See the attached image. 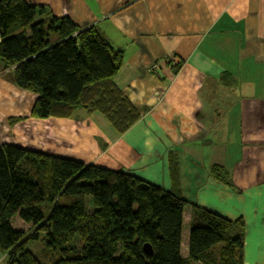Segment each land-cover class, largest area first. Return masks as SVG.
<instances>
[{"label":"crops","instance_id":"obj_1","mask_svg":"<svg viewBox=\"0 0 264 264\" xmlns=\"http://www.w3.org/2000/svg\"><path fill=\"white\" fill-rule=\"evenodd\" d=\"M26 1L80 29L94 28L122 53L113 83L140 118L122 135L82 109L69 118L33 119L37 96L5 72L0 143L135 176L178 194L191 208L187 216L183 208V223L199 207L241 219L261 240L264 0ZM173 160L176 175L169 171ZM212 166L223 167L232 183L214 179ZM244 264H264V255L244 257Z\"/></svg>","mask_w":264,"mask_h":264},{"label":"trees","instance_id":"obj_2","mask_svg":"<svg viewBox=\"0 0 264 264\" xmlns=\"http://www.w3.org/2000/svg\"><path fill=\"white\" fill-rule=\"evenodd\" d=\"M122 63V53L94 28L80 29L26 0H0V74L11 73L15 87L37 96L31 118H69L82 109L124 134L140 114L113 83ZM169 164L176 175V160ZM210 175L229 184L223 167L212 166ZM185 205L175 192L135 176L0 143L5 264H244L243 221L199 207H192L188 256L182 257ZM14 216L32 225L26 239L12 229ZM40 235L43 250L33 255L26 241ZM75 235L80 250L67 247Z\"/></svg>","mask_w":264,"mask_h":264},{"label":"rangeland","instance_id":"obj_3","mask_svg":"<svg viewBox=\"0 0 264 264\" xmlns=\"http://www.w3.org/2000/svg\"><path fill=\"white\" fill-rule=\"evenodd\" d=\"M230 184L232 183L231 178L229 179ZM92 211V201L90 198L87 199L86 203V212L90 213ZM185 211V216L191 215V208L188 206L184 207ZM230 212L227 210V214ZM231 213V212H230ZM216 214V213H215ZM223 214L226 215L225 212ZM233 214V213H232ZM235 214V213H234ZM219 215V214H217ZM219 216H224V215H219ZM228 216V215H227ZM225 217V216H224ZM186 219V218H185ZM227 219V217H225ZM229 220V219H227ZM235 221V220H232ZM11 226L12 229L22 232L24 234V239H26L29 235L32 233V225L29 223H24L17 216H14L11 219ZM188 231H189V223L184 221L181 229V248H180V254L182 257H187L188 256V250H187V240H188ZM243 238H244V257L246 259V262H249L253 259H255L258 255H264V234H262L261 240L258 239L257 231L252 229L251 231H247L246 227L244 225L243 229ZM43 236L40 235L38 240L29 238L26 241L25 248L30 251L33 255H38L42 252L43 250V244L40 241ZM81 241L78 238L77 235L74 236L72 241L67 245L69 248H73L76 250L81 249ZM262 249V251H258V248ZM58 256L55 257L57 259Z\"/></svg>","mask_w":264,"mask_h":264},{"label":"water","instance_id":"obj_4","mask_svg":"<svg viewBox=\"0 0 264 264\" xmlns=\"http://www.w3.org/2000/svg\"><path fill=\"white\" fill-rule=\"evenodd\" d=\"M143 252L145 255L150 256L151 255V248L148 245L143 246Z\"/></svg>","mask_w":264,"mask_h":264},{"label":"built area","instance_id":"obj_5","mask_svg":"<svg viewBox=\"0 0 264 264\" xmlns=\"http://www.w3.org/2000/svg\"><path fill=\"white\" fill-rule=\"evenodd\" d=\"M156 67H154V69L153 70H157V69H155Z\"/></svg>","mask_w":264,"mask_h":264}]
</instances>
